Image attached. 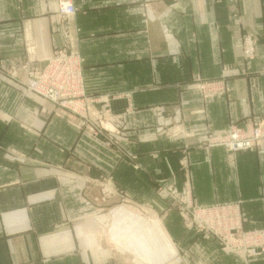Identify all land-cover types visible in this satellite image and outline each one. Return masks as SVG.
<instances>
[{
  "label": "crops",
  "instance_id": "0c3cea01",
  "mask_svg": "<svg viewBox=\"0 0 264 264\" xmlns=\"http://www.w3.org/2000/svg\"><path fill=\"white\" fill-rule=\"evenodd\" d=\"M72 1L77 12L57 21L59 0H0V62L15 75L0 73V264H133L144 254L127 249L134 240L160 262L245 264L174 214L156 224L161 234L134 236L133 205L104 197L96 178L113 176L146 202L157 179L176 174L182 189L188 158L194 202L241 198L245 228L264 227V145L230 155L203 143L231 121L264 116V0ZM59 48L84 59L86 95L140 169L23 86L24 66H42ZM218 78L228 89L212 96L193 85ZM111 240L126 244L123 255Z\"/></svg>",
  "mask_w": 264,
  "mask_h": 264
},
{
  "label": "rangeland",
  "instance_id": "374dc122",
  "mask_svg": "<svg viewBox=\"0 0 264 264\" xmlns=\"http://www.w3.org/2000/svg\"><path fill=\"white\" fill-rule=\"evenodd\" d=\"M60 3H61V0H59L58 2L57 21L65 20L68 17L67 16L63 19L60 17V14H59ZM76 12H77V8H76ZM59 49H64V48H59ZM244 57L246 58V60H251V58H247L245 55ZM46 63L38 67L44 68L46 67ZM30 68H32V66ZM0 73H5L9 75L11 78H14L15 76L14 75V65L10 64L9 66L5 67L0 62ZM209 82H215V83L218 82L217 87L214 89V91H208V92L206 91V89H208L207 84ZM193 85L194 87H196V89H198V91H201L204 96L205 95L212 96V94L214 93L224 92L228 89V84L227 86L225 83L222 84V81L220 78L209 79V80L198 79ZM23 86H25V88L28 89L26 82L23 84ZM83 91H84V95H82V98L83 100H85V103L81 110L76 109L74 107L73 108L72 107L62 108L58 104H55L56 108L62 111L60 112L63 113L62 115H64L68 119L69 122H72V124L77 123L79 128L83 129L86 133L92 136H100L106 142L107 145L114 147L118 152H120L122 154V158H118L120 162L121 161L127 162V164L131 165L134 169H137V170L140 169L141 165L138 161V158H135V154L133 153L130 154L128 152L129 150L127 151L125 147H121L120 145L121 130L119 128H116V129L111 128L107 124L106 125L104 124V121H109V117L107 114H104L99 109L94 108L93 106L94 99L86 95L85 83H84ZM44 100H47V99L44 98ZM255 120L257 122L264 121V116H261V117L249 116V117L242 119L241 121H231L229 125L227 126V128L231 124L243 125L246 122L255 121ZM222 132H224V130L207 136V138L203 140L204 145L213 147L211 146V141L214 138L219 137V135H221ZM231 159H234V158H231ZM189 170H190V162L188 158H181L180 165H179V171L183 175L182 189L180 190L176 189L178 188L176 184V180H175L176 174L172 175L170 179H157L154 181L155 185H153V189H152L153 198H150V200H146V202H141L140 200L133 199L128 194V192H126L121 186H119L113 180V176H100L99 178H96V180H98V184L102 188V193L104 197L109 196L110 194L111 195L115 194L120 199L121 202L131 203L133 205L134 213H133L131 220L133 221L132 234L134 236H138L144 233L146 235L148 234L150 236L155 237L157 234H161L160 232L161 228L160 227L155 228L156 224L157 225L159 224V226L165 225L164 223L165 220L170 218L171 215L174 214L178 218V220H180L183 228L188 229V230H190V228L191 229L193 228L196 231H199L200 233L211 237L213 239V242H215V244L218 246L220 250L237 256L245 264H249L250 261L257 259V258H261V257L264 258V227L254 228V229L245 228L244 219L242 215L243 200L241 198L221 203L222 205H232L235 208L240 209L239 222L237 223V225L235 224L231 226L229 229V232L234 236H230L227 232L223 234L221 230H219L218 227H211L208 225L204 226L201 220L197 218L198 216L196 215V213L199 210V207H198L199 204L194 202V198H191L190 192H188V189H187L188 187L187 185L189 182ZM225 207H228V206H225ZM141 221L146 223L147 225V226H143L142 232H141V228L138 226V224ZM120 231H121L120 228L117 227V236L118 238L123 239L122 238L123 233ZM235 236L236 237L250 236L249 237L250 239L240 244L234 241L233 239H231V237L236 238ZM120 241L121 240H117L115 242L112 241L111 246L119 250V252L123 255L124 254L123 249L126 244ZM154 244L157 246V242H154ZM126 246H127V249H133L134 252L137 250L139 252H144L143 255L141 254L142 256H139V254H134L132 259L129 258L130 261L132 260L133 264H156V262L164 263V264H171V263H168V260L160 262L161 259L158 260V259L153 258L152 260V258L150 257L149 259L147 257V254H150L148 252V244H144L140 242L139 240H134L133 242L127 244ZM117 263L119 264L121 262L118 260Z\"/></svg>",
  "mask_w": 264,
  "mask_h": 264
},
{
  "label": "built area",
  "instance_id": "2783aa9c",
  "mask_svg": "<svg viewBox=\"0 0 264 264\" xmlns=\"http://www.w3.org/2000/svg\"><path fill=\"white\" fill-rule=\"evenodd\" d=\"M75 12L76 8L72 0H61L59 14L62 19ZM243 45L244 55L253 59L256 47L251 35L245 36ZM82 62L83 59L79 54L64 48L55 50L44 68L24 66L27 73L28 90L62 108L74 107L81 110L85 103L82 98L84 95ZM217 83L209 82L206 91H214ZM262 145H264V121L257 122L256 120L243 125L231 124L219 137L211 141V146H224L230 155ZM187 189L190 192V188L187 187ZM198 207L196 215L204 226L218 227L223 234L227 232L230 236H234L229 232V229L239 222V208L222 204L199 205ZM249 237L240 236L231 237V239L242 244L248 241Z\"/></svg>",
  "mask_w": 264,
  "mask_h": 264
},
{
  "label": "bare ground",
  "instance_id": "6f19581e",
  "mask_svg": "<svg viewBox=\"0 0 264 264\" xmlns=\"http://www.w3.org/2000/svg\"><path fill=\"white\" fill-rule=\"evenodd\" d=\"M107 122H108V121H104V124L106 125Z\"/></svg>",
  "mask_w": 264,
  "mask_h": 264
}]
</instances>
